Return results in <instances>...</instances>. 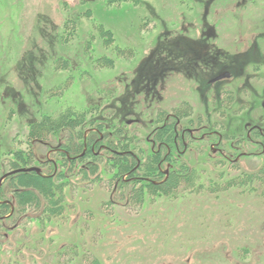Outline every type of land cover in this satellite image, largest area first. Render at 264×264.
Instances as JSON below:
<instances>
[{"label": "rangeland", "instance_id": "rangeland-1", "mask_svg": "<svg viewBox=\"0 0 264 264\" xmlns=\"http://www.w3.org/2000/svg\"><path fill=\"white\" fill-rule=\"evenodd\" d=\"M263 65L264 0H0V177L26 157L43 175L63 160L68 181L48 204L59 214L40 213L42 196L15 214L0 207V264H264V148L246 136L264 129ZM223 70L228 79L207 85ZM65 108L83 123L28 137L30 122ZM177 117L198 131L174 145ZM121 129L139 160L165 140L196 178L175 191L143 187L163 180L154 171L112 180L114 151L100 145ZM97 132L95 172L91 157L63 159L64 145ZM13 184L1 182L0 203L14 204Z\"/></svg>", "mask_w": 264, "mask_h": 264}, {"label": "trees", "instance_id": "trees-1", "mask_svg": "<svg viewBox=\"0 0 264 264\" xmlns=\"http://www.w3.org/2000/svg\"><path fill=\"white\" fill-rule=\"evenodd\" d=\"M77 119L80 122H78ZM80 119H83V114L76 112L74 109H67V108L61 110L60 113H57L54 116L48 114L42 115L40 120L32 121L29 123L30 129L28 132V137L31 139H44L47 137L48 134H54L57 131H59L61 128H65V127L73 128L77 125V123L82 124L83 121ZM79 132H83V131L80 129ZM94 134H96L97 136L96 135H95L96 137L91 136V138L86 141L85 145H83V143L79 145L80 142L75 143L76 148L79 150V153L74 157L70 156L71 155L70 152H72V148H74L75 145L74 144H70V146L64 145V148L66 149L64 150V153H68L70 155L65 156V154H63V159H67L66 161L68 162L69 160L71 163L73 161H76L77 159H83L85 157L89 159L91 157V159L94 162L91 161L86 162V168L88 167L87 170H89L90 173L95 172L96 164L94 163L95 161H97L99 156L95 153L96 148L92 150L91 146L96 147L100 144H103L104 137L100 134V132ZM120 134H122V136H120ZM115 138L116 141L112 143L114 144V146H112L110 142H107V144H109L108 146L100 145L101 147H103L102 149L105 151H109V152L110 150L114 151L113 153L114 158L113 160L110 159L112 167L115 168V172L111 176L112 180H116L118 177H121L122 174H125L127 178L126 180L130 182L131 176H134L135 173H137V171L138 170L140 171L141 169L146 172L151 171L150 174H145L149 176H152L153 173L152 171L157 172L158 174L163 173L162 172L163 169H161L159 163L160 161L159 157L162 155L160 152L156 150L155 151L152 150L151 154L149 155V158H147L145 162L140 161L139 164H136L137 156L132 157L129 155L128 152L130 148H128L127 142L130 141L132 137H129L127 133H125V131L121 129L119 130V132L117 131L115 133ZM161 142H164V145H162L164 151H166L168 147L172 148L173 144L170 145L165 140ZM83 147H85L86 149L84 150L85 153L83 154V156H79L81 154L80 153L81 148ZM86 153H88V155ZM170 160L172 166L171 168H169L166 177L161 182L158 183H152L150 181L144 180V178H140L139 181L141 180L142 183L143 182L145 183L142 184L143 187H145L146 184L147 185L149 184L151 187H156L161 191H170V190L175 191L178 185H180V183L183 184L184 181L186 182V184H184L185 187H187L186 185L191 184L192 180L196 178L195 171L185 168L183 164H179V163L173 164L174 161L172 159ZM18 162H20L21 164H16L15 167H13L12 169L30 166L29 158L22 157ZM57 165H58V170L57 168H55V170H53V172L50 175L39 174L38 172L32 170V171H19L16 173H12L6 177V180L7 179L13 180V182L15 183L10 187L13 189L12 195L14 198V204H13L14 210L12 212L14 214L17 211H21V207L30 206L31 203L33 202H35V204L38 202L37 204H39V199H40L39 196H42L46 200V202L40 205L39 211L41 214L45 213L46 211H50L53 214L60 213L58 212V210H60L58 207L54 208L53 210H50L48 207L49 206L48 204L56 206L59 204L60 201H62L63 187L68 183L67 180L63 179L64 178L63 170L62 171L59 170V167H61V165L62 167L66 166L65 162H63V160L59 161V163L57 162ZM87 170L84 169L81 170V173L83 174V179L88 178ZM257 174L262 175L264 177V164L261 166ZM249 177L251 178L252 176ZM6 180H3V182H6ZM234 180L236 181L237 184L240 185L244 183L243 181L245 179L243 180L241 178L240 179L236 178ZM2 187L3 185H0V193L2 192ZM141 200H142L141 187L132 189L130 191V194L128 195V202L132 203V205L135 206ZM6 206L8 205L5 203L1 204V207L6 208Z\"/></svg>", "mask_w": 264, "mask_h": 264}, {"label": "flooded vegetation", "instance_id": "flooded-vegetation-1", "mask_svg": "<svg viewBox=\"0 0 264 264\" xmlns=\"http://www.w3.org/2000/svg\"><path fill=\"white\" fill-rule=\"evenodd\" d=\"M258 63V62H257ZM253 64H256V63H253ZM260 66H261V64H259ZM263 68H264V65H263ZM242 69V68H241ZM230 71H228V70H223V71H220L219 73H217V74H215L213 77H211V78H209L208 79V82H207V85L209 84H215V83H218V82H220V81H222V80H225V79H228L229 77H230V73H229ZM244 75H246V74H244ZM252 76V75H251ZM198 95L201 97V98H203V97H205L206 96V94L202 91V89L200 90V91H198ZM224 95H226L225 97H223L222 99V102H228V101H232V95H231V93L230 92H228V91H225V94ZM255 96L256 95H258V94H254ZM203 96V97H202ZM204 99V98H203ZM205 99L207 100V98L205 97ZM204 99V100H205ZM219 99H220V95H219ZM205 100V101H206ZM207 102V101H206ZM213 109H214V112H218L219 111V109H217V108H214L213 107ZM180 117V116H179ZM180 122V120H179V118L177 117V121H175V124L171 127V132H174V134H173V144L174 145H177V141L180 139V140H182L183 138H184V136H186V135H189L190 136V138H193V134H195L194 132H197L198 130H197V128H183L182 130H179L178 129V127H177V125H178V123ZM163 126H161V127H159V128H156L155 130H154V132L155 131H157L158 129H161V128H164V127H167V126H169L168 124H167V122H165V123H163L162 124ZM170 127V126H169ZM153 132V133H154ZM210 133V132H209ZM206 135L205 136H208V134L207 133H205ZM217 135V139L218 138H220L221 140H222V134H216ZM204 135L203 136H201V138L203 137H205ZM247 139L248 140H253V139H256V138H254V137H258V139H260L261 138V141L259 140V143L258 144H261V146L264 148V129H263V127H261V126H259V125H256V124H254L253 125V127L252 128H249L248 129V132H247ZM219 139V140H220ZM182 142V141H181ZM253 143H255L254 141H253ZM151 145H152V150L153 151H158V152H160V149L163 147L162 145H164V142H158L157 143V145L154 143V140H151ZM182 146H186V143H184ZM91 149L92 150H94V147L93 146H91ZM128 152H129V155L130 156H132V157H135V155L133 154V152L131 151V150H128ZM167 152V153H166ZM170 152H171V148H167V150L164 152L163 151V158L164 159H162V160H160L159 162H161V161H163V160H165V159H170L169 157H170ZM85 153V151L83 150L82 152H81V154L79 155V156H83V154ZM161 153V152H160ZM136 160H137V162H136V164H139L140 163V161L141 160H139L138 158H136ZM174 161V160H173ZM164 162V161H163ZM169 164L170 165H172V163H171V160H168V162H167V166H169ZM170 168V167H169ZM169 168L167 167V168H165L166 170H165V172H164V169L162 170V172H163V175H164V178L166 177V175H167V173H168V171H169ZM133 169H135V168H133ZM7 177V176H6ZM6 177H4V178H6ZM4 178L2 179V181L1 182H3V180H4ZM163 178V179H164ZM0 185H1V183H0ZM2 203H5V204H7L10 208H11V211H13V205L11 206V202L10 201H5V202H1L0 203V207H1V204Z\"/></svg>", "mask_w": 264, "mask_h": 264}, {"label": "water", "instance_id": "water-1", "mask_svg": "<svg viewBox=\"0 0 264 264\" xmlns=\"http://www.w3.org/2000/svg\"><path fill=\"white\" fill-rule=\"evenodd\" d=\"M36 171L38 172V168L37 167H34V166H30V167H20V168H16V169H13L12 171L10 172H7V173H4L1 177H0V183L2 181V179L12 173H16V172H19V171Z\"/></svg>", "mask_w": 264, "mask_h": 264}]
</instances>
